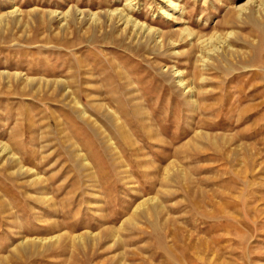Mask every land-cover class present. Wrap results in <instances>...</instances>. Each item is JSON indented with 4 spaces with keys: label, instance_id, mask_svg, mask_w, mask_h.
<instances>
[{
    "label": "rangeland",
    "instance_id": "374dc122",
    "mask_svg": "<svg viewBox=\"0 0 264 264\" xmlns=\"http://www.w3.org/2000/svg\"><path fill=\"white\" fill-rule=\"evenodd\" d=\"M260 1L0 0V264H264Z\"/></svg>",
    "mask_w": 264,
    "mask_h": 264
},
{
    "label": "bare ground",
    "instance_id": "6f19581e",
    "mask_svg": "<svg viewBox=\"0 0 264 264\" xmlns=\"http://www.w3.org/2000/svg\"><path fill=\"white\" fill-rule=\"evenodd\" d=\"M251 1L252 0H248V2L245 4V7L244 8H242V9H240L241 11L242 10H246V9H248V6L250 5V3H251ZM264 2V0H261L259 3H263ZM257 3V2H256ZM256 5V4H255ZM256 6H258V5H256ZM260 6H261V4H260ZM260 6H258V7H260ZM262 6H264V5H262ZM261 6V7H262ZM253 7V6H252ZM258 7H257V9H258ZM262 9V8H261ZM264 9V8H263ZM255 11V10H254ZM259 11V10H258ZM264 11V10H263ZM240 12V11H239ZM260 12V11H259ZM258 12V13H259ZM53 13V12H52ZM115 14V18L117 19V21L119 20L120 21V24H121V22H122V24L124 25V26H127V25H132V27L133 28H137V29H139L143 34H144V37H145V39H149V40H153L154 42H155V39H157V37L159 36V33L157 32V31H155V30H152V29H150V28H146V27H143V26H138L136 23H134L131 19H129V18H127L123 13H121V12H118V11H115L114 12ZM257 13V14H258ZM46 14V13H45ZM85 14V13H84ZM87 14V13H86ZM94 14V13H93ZM256 14V15H257ZM53 15H55V18H57V19H59V20H62L63 22H65L66 21V16L65 15H62V13L61 14H53ZM112 15H113V13H112ZM46 16H47V14H46ZM76 16L80 19L81 17H82V15H81V13H76V15L74 14V17L76 18ZM89 16V15H88ZM254 16V15H253ZM51 17V16H50ZM53 17V16H52ZM95 17V16H94ZM97 17V16H96ZM110 17V16H109ZM129 17V16H128ZM91 18H92V16H91ZM97 18H99V17H97ZM108 18V17H107ZM114 18V19H115ZM255 18H257L256 16H255ZM51 19H53V18H51ZM112 19H113V17H112ZM111 19V20H112ZM50 20V19H49ZM77 20V19H76ZM75 20V21H76ZM78 21V20H77ZM76 21V22H77ZM253 21V20H252ZM50 22V21H49ZM59 22V21H58ZM66 23V22H65ZM67 24V23H66ZM111 25V24H110ZM134 32V31H133ZM135 33V32H134ZM139 33V32H138ZM183 33H184V39H183V41H185L186 39L188 40H190V41H193V39H194V35L191 33V32H189L188 30H184L183 31ZM183 33H181V34H183ZM137 34V33H136ZM168 35H166V36H164V39H166L165 37H167ZM195 36H197V35H195ZM182 38V37H181ZM195 39H197L196 37H195ZM169 41V40H168ZM181 41V40H180ZM195 42V41H194ZM199 42V41H198ZM147 43V42H146ZM155 43H158V44H160L159 42H155ZM162 43H163V40H162ZM170 43V42H169ZM163 46V45H162ZM159 47H160V45H159ZM175 47V46H174ZM157 50H158V46H157ZM175 53V52H174ZM229 55V54H228ZM203 57V56H202ZM171 72V71H170ZM1 77H3V78H6V79H9V78H11V77H14V78H19V79H21L20 81L18 80V82H24V83H26L27 85H28V87L29 86H31V85H34L35 84V80L34 79H36V78H32V79H22V78H20V75H13V76H9V75H5V74H1ZM176 78V77H175ZM2 79V78H1ZM36 81H37V79H36ZM13 82V81H12ZM38 82V81H37ZM36 82V83H37ZM179 80H178V86H180V85H182L181 83L179 84ZM48 83H49V81H48ZM50 84V83H49ZM54 84H56V82L54 83L53 82V85ZM59 84V83H58ZM58 84H56V86H58ZM61 84V83H60ZM23 85V84H22ZM21 85V86H22ZM36 85H38V86H41V87H44L43 86V81L42 80H40L39 79V82L36 84ZM48 85V84H47ZM10 86V85H9ZM20 86V85H19ZM18 86V87H19ZM20 86V87H21ZM24 86H25V84L23 85V88H24ZM27 87V88H28ZM60 87H62L61 85H60ZM64 87V86H63ZM7 88H9V87H7ZM33 88H35V87H33ZM38 88V87H37ZM49 88H51V87H49ZM53 88H55V87H53ZM36 89V88H35ZM45 88H43V90H44ZM55 89H57V88H55ZM62 89V88H61ZM38 90V89H37ZM36 90V91H37ZM40 91H41V89H39ZM54 90V89H53ZM20 91H21V89H20ZM25 91V90H24ZM30 91V90H29ZM60 91V90H59ZM26 92V91H25ZM34 92H35V90H34ZM34 92H32V93H34ZM47 91H45V93H46ZM54 92H55V90H54ZM36 94V93H35ZM40 94V93H39ZM35 97V96H34ZM37 97V96H36ZM38 98V97H37ZM80 105H78V107H79ZM81 107V106H80ZM79 107V108H80ZM82 109V108H81ZM80 110V109H79ZM81 111V110H80ZM81 113H82V115H83V110L81 111ZM81 116V115H80ZM120 122V121H119ZM118 123V122H117ZM30 126V125H29ZM121 126V125H120ZM50 127V126H49ZM118 130V132L120 133V134H122V133H124V132H122L120 129H117ZM124 135H125V133H124ZM122 136H123V134H122ZM126 137V136H125ZM74 146V145H73ZM7 148H5V146L4 145H1L0 146V152L1 153H8L7 152ZM10 151V150H9ZM9 157H10V159L13 161L15 158H13L12 156L13 155H11V154H7ZM6 155V156H7ZM74 155V154H73ZM8 158V157H7ZM77 158V157H76ZM73 160V159H72ZM7 161H9V160H7ZM84 161V159L82 158V161L81 162H83ZM85 162V161H84ZM15 165V164H14ZM36 178V177H35ZM90 179V178H89ZM38 181V180H37ZM40 181V180H39ZM44 189H45V187H43V191H44ZM49 200V199H48ZM152 200L150 199V200H146V201H143V202H141L139 205H138V207L136 208V210L135 211H137V209H143L144 208V205L147 203V202H151ZM148 204V203H147ZM151 205H153V204H151ZM154 209V207L153 208H151V209H147V211H143V212H141L140 214H147L148 213V211L149 210H153ZM144 210V209H143ZM141 211V210H140ZM54 224V223H53ZM60 224V223H59ZM63 224V223H62ZM57 225V224H56ZM53 226V225H52ZM55 227H57V226H55ZM95 236L96 235H90V234H88V235H85V234H82V235H78V236H74V237H70L69 239H71V240H77L78 242H80V241H82V240H88V237H94L95 238ZM62 237H65V236H56V237H53V238H50V240H51V242H49V241H47L46 239H38V240H31L32 241V243L31 244H27V246H25V247H23L22 249H20L19 251H21V252H23V253H37V251H39V250H44V249H48V248H51V247H54L56 244H58V242L61 240V238ZM48 239V238H47ZM93 239V238H92ZM70 240V241H71ZM86 240V241H87ZM91 241V240H90ZM26 242V241H25ZM25 242H23L22 244H24ZM29 242V241H28ZM71 243V242H70ZM73 243V242H72ZM71 243V244H72ZM39 253V252H38Z\"/></svg>",
    "mask_w": 264,
    "mask_h": 264
}]
</instances>
